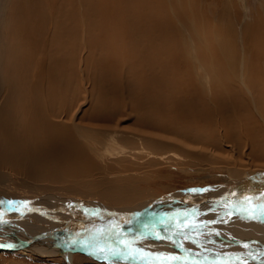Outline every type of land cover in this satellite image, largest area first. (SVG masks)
Here are the masks:
<instances>
[{
  "label": "bare ground",
  "instance_id": "1",
  "mask_svg": "<svg viewBox=\"0 0 264 264\" xmlns=\"http://www.w3.org/2000/svg\"><path fill=\"white\" fill-rule=\"evenodd\" d=\"M118 1L15 0L12 10H7V0L0 1V188L13 173L53 183L67 177L75 180L83 177L89 182L79 185L83 189L94 188L100 183L109 184V181L122 186L123 181L115 179L125 172L120 163L128 161L134 156L133 152H137V159L143 160L148 167L154 166L155 160L162 157L173 160L175 166L186 164L190 168L200 161L218 167L235 164L229 171H226L228 167L222 170L227 173L226 185L233 194L241 192L245 196L233 198L240 199L239 204L225 200L218 207L180 208L175 211L179 225H169L167 221L164 225L158 223L162 217H168L172 206L160 209L154 202L147 207L153 200L158 201L151 196L147 197L151 200L143 199L142 195L135 196L142 203L124 209L103 205L100 209L91 204L89 198L65 197L60 193L40 197L42 201L35 203L4 200L0 201V218L6 223H0V244L13 247L0 248V252L21 249L24 251L20 252L22 257H30L29 254L40 259L62 257L68 264L78 252L108 264H172L160 252L166 248L182 255L185 259L182 264H264V200L250 194L249 188L236 189L252 178L264 177V152H256L253 141L259 137L264 146V78L247 66L250 65L246 60L249 49L243 50L244 58L237 67L236 56L226 37L221 38L220 30L213 28L209 21L207 24L204 21L206 28H203L200 14H196L191 5L193 12L186 9L185 0H181L182 11L174 8L172 0H149L152 5H147L152 6V11L147 14V6L142 5L147 14L140 12L144 14L142 17L131 14L129 6L122 7L124 3L119 1L117 4ZM170 4L172 8L168 6ZM171 12L175 13L174 19L185 18L188 30L199 39L192 43L182 29L183 53H174V59L179 63L183 56L188 59L184 74L179 64L170 65L167 61V57H172L165 41V35L172 29ZM257 14L254 21L245 26L248 31L244 30V33H259L260 44L255 53L263 56V5ZM201 33L203 37L213 38L216 46L222 42L220 55L222 49H228V53L223 52L229 55L226 57L231 56L228 73L226 67L210 64L205 59L210 45L207 44L209 50L206 45H201L207 39L202 38ZM14 35L20 40L16 43L12 39L9 45L10 37ZM122 36H126L125 40ZM84 48L88 51L86 54L82 53ZM216 52L215 48V55ZM90 66L97 68L93 76L84 70ZM169 70L177 72L179 79L172 80L161 93L163 80H160ZM129 74L132 83L127 87L125 77ZM140 80L146 83L145 87L142 83V90L137 92L144 96L145 107L135 104L140 98L134 99L137 93L133 94L130 88L138 86ZM176 82L178 87L174 86ZM127 88L140 112L135 118L138 128L122 127L125 121L120 122V112L116 106L114 108L115 98L120 97L123 105L119 110L124 113L127 110L123 102ZM181 91L189 97H183ZM229 102L230 106L235 104L234 107H229ZM80 104L90 107L80 113ZM215 113L216 122L221 124L220 130L214 129ZM87 117H91L92 122L104 120L116 122V125L95 126L85 123ZM133 118L127 116V122L131 123ZM240 140H243L240 145L245 142L251 147L249 152L245 151L243 160L253 153V148L257 155L254 161H243L244 167L250 169V175L246 173L247 168H239L242 160L232 161L226 155L228 151L224 145ZM228 157L230 159H225ZM238 157L241 158L240 153ZM91 175L99 178L90 180ZM110 196L126 201L125 196L117 193ZM93 212L94 216L91 215ZM138 214V220L129 225L128 220ZM202 223H207V227L196 231L194 226ZM118 227L121 230H117ZM159 228L180 240L178 246L173 243L155 246L154 238L147 239L143 235L151 232L155 236ZM92 238L97 241V247L81 246L82 242ZM118 239L123 243H118ZM72 240H77V244H72ZM193 240L197 245L189 246ZM146 243L152 246L142 250ZM114 250L127 251L135 259L113 256Z\"/></svg>",
  "mask_w": 264,
  "mask_h": 264
},
{
  "label": "rangeland",
  "instance_id": "2",
  "mask_svg": "<svg viewBox=\"0 0 264 264\" xmlns=\"http://www.w3.org/2000/svg\"><path fill=\"white\" fill-rule=\"evenodd\" d=\"M0 1H2V0H0ZM26 1H28V0H26ZM119 1L121 2V4L124 3L123 5H121L122 7H125L128 5L129 6V8H128L129 12L133 15H137V14L139 15L140 14V16L141 15L143 16L144 14L147 15L150 10L152 11V9H151L152 6H150L152 4L150 3L149 0H130V2H129V0H127V2L125 0H119ZM119 1L117 4H119ZM168 1H171V0H168ZM185 1H186V9L188 8V10L190 11L191 8H194L195 9L194 12L198 15L200 14V16H198V15L197 16L201 19V22H202L201 26L203 28H206L204 21H206V24H207V21H209V23H211L213 25V28H217L218 30H220V34H222V35H220L221 38L225 39V37H226L228 44L232 48L231 50H232L234 56H236V58H234V57L233 58L235 59L234 61L237 65V67L240 66V64L242 62V58H244L242 56L244 55L246 48H248L249 53L247 51L246 60L248 63H250V65H247V66H250L251 68H253L255 71H257L258 74L261 75L262 78H264V53H263V56L261 54L257 55L255 53V49L260 44L259 33L256 31H250L249 33L247 32V35L244 33V30L248 31L245 26L247 24L248 25L251 24L254 21L255 16L258 15L257 13L260 10L261 5L264 6V0H244V1L243 0H234L235 3L232 2V0H230V3H229V0H228L229 4L227 3L226 0H221L219 2L216 0H185ZM223 1H225L224 3H227L226 4L227 6L224 3H222ZM172 3L174 4V8L177 7L181 11L184 9L181 0L180 1L172 0ZM188 3H191V4H188ZM192 3H193V5H192ZM219 3H220V5H219ZM231 3H233V4H231ZM14 4H15V0H7V2H6L7 8H8L7 10H12ZM147 4H150V5H147ZM142 5L147 6V10H146V7H144ZM228 5L229 6L233 5V7L235 9L233 7H229ZM96 6L97 5H95V7ZM168 6L170 8H172L173 5L170 4ZM239 6H240V8H239ZM142 7L145 9L142 10ZM241 7H242V9H241ZM145 10L147 11V14H146ZM236 10H237V12H236ZM239 10L241 11V14L238 13V12H240ZM142 11L144 14H141ZM191 11H192V9H191ZM170 16L172 19H169V20L170 21L173 20V22L171 23L172 29L170 31L171 33L168 31L167 32L168 35L167 34L165 35V41H166L167 51L170 55L172 54L171 55L172 57H167V61L169 62L170 65H172V63H174V64L177 63V64L181 65V66L178 65V67L180 68L181 73L184 74L185 70H183V69H185V66L188 64L187 63L188 59H186V57L183 56L181 58L180 63L178 61L176 62V60L174 59L175 58L174 53H176V52L183 53V43L181 42V37H180L181 33H182V29H184V31L188 34V35H186V38H190L192 43H194L195 41H198L199 39H197V37L188 30V27H187L188 22L185 23V20H184L185 18L181 19L179 17V18L174 19L173 16H175V13H172V12H171ZM37 18H39V17H37ZM28 20H30V19L28 18ZM12 27L14 28V25H12ZM201 37L208 39V40L207 39H204V40L201 39L205 42V44H201V45L202 46L206 45L207 48L210 45L209 48H210V50L212 49L210 51L208 48L210 53L206 52V53H208V56H206L208 59L206 57H205V59L208 60V62H210V64L212 62L213 64L215 63V64H218L219 66L221 65V66L226 67L224 69L228 73L227 67L231 66V64L228 63L229 60H231V56L228 58L226 56H229V55L225 54L226 52L228 53V49H225L226 51H224V49H222V55H220L221 53L219 51H221V48L223 47L222 42H219L220 44L218 43L219 45L217 44V46H218L217 47L216 43L213 42V38L211 40L210 37L207 35L205 37H203V33H201ZM95 38L97 41H99V39H97L96 36H95ZM125 38H126V36L125 37L122 36L123 40H125ZM12 39H14V42L18 43L20 40V37H19V40H18L17 35L10 37V44L9 45H11ZM207 44H208V46H207ZM173 46H175V47H173ZM188 46H190V45H188ZM215 48L217 51L216 53L218 54V55L217 54L216 55L218 57H216V55L214 54ZM217 48H218V50H217ZM263 48H264V46H263ZM243 50H245V51H243ZM87 52H88L87 49L84 48L82 53L86 54ZM211 52H213V54H211ZM223 52H225V53L223 54ZM44 53H45V51H44ZM212 55H213V57H212ZM211 57H212V60H211ZM221 58L226 60V61L223 62V60ZM219 59L221 61H218ZM206 60H205V63L207 62ZM190 62H191V60H190ZM227 64H229V65L227 66ZM86 69L90 72V76H93V74L97 72V68L92 67V66H90L88 68L84 67V70H86ZM171 70H169L170 72H168L167 75L164 76V78H162L160 80V82H162V80H163V82H162L163 84L160 83L161 93L165 92L164 91L165 88L170 86V82L172 80L175 81V79H179V75L177 74V72L174 73L175 71H171ZM129 71H131V68H129L127 72L129 73ZM231 73H233V72H231ZM236 75H237V73L235 74V76ZM27 77L29 78V76H27ZM125 79H126L125 83H127L125 85L127 87H129V85L131 86V84H130V83H132L131 82L132 81L131 74H129L128 77H125ZM182 79H184V76L182 77ZM138 82H139V85H138V83H136V85H138V86L130 87L131 89H133V92H132L133 94H135L134 92L137 93V92L142 90V83H144L143 87L146 86V83L144 80L143 81L140 80ZM167 84H169V85H167ZM175 85L178 87L177 82L174 83V86ZM121 87H122V85H121ZM114 89H116V91H119V89H117L116 87H114ZM128 89L129 88H127L126 92H125V98L128 99L127 103L125 101L126 100L125 98L123 100L124 105H126V108L128 111L125 110V113H124V111L119 110L123 105V103L121 102L122 101L121 99H123V98H120V97L115 98V100H117L118 102L114 101V103L116 102L114 104V108L116 106V110H118L120 112L119 113L116 111L117 114L119 113L118 119L120 120V122L125 121V123L122 124V127L138 128L137 126H135V120H137L135 118H137V116L140 114V112H138L136 105H140L142 107L143 106L145 107L146 100L144 99L143 95L140 96V93H137V94H135L136 97L134 99H136V100H137V98L138 99L140 98V99H139V103H138V101H136L138 104L135 102V104H136L135 105L134 101L132 100L131 95H130L131 92ZM178 93L179 92H177L176 94H178ZM181 94L183 95V97L184 96L189 97V95L185 94L183 91H181ZM182 95H180V96L176 95L175 97L179 98ZM178 98H176V99H178ZM224 101H222L223 104H224ZM242 101L244 103V100H242ZM245 102L247 103V101H245ZM246 103H244V104H246ZM81 104H80V107L78 109V112H80V111L85 112L90 107L89 104L88 105L87 104L81 105ZM118 104H119V106H117ZM128 104H129V106L127 107ZM132 104L135 106L131 107L130 105H132ZM228 104H229V107H234V105H235V104L234 105L232 104L233 106H230L231 105L230 102ZM81 108H82V110H81ZM210 109L213 111L212 106H210ZM96 110H98V108L93 109L94 112ZM219 115H220V113H219ZM127 116H129L131 118L134 117L130 121L131 123L127 122V119H126ZM122 117H124V119ZM216 118H217V115L215 113V118L213 121V122H215L214 123L215 124L214 129L220 130L221 128H218V127L221 124L218 125V123L215 120ZM87 119L88 120H86V122L85 121H83V122L88 123V124H93L95 126L105 125V126H110V127L113 126L114 127L116 125V122L111 123V122L104 121L102 119H100L102 121H98V122L97 121L92 122V120H90L91 117H87ZM223 141H225V139H223ZM242 141L243 140H240L239 142L236 141L237 143L234 142L237 144V146L234 143H229V144L224 145L225 149L228 152L229 151L231 152V153L227 152V154H226L231 159L229 157L225 158V159H230L232 161H237V162H238V160L239 161L242 160V162L244 161L245 163H246V161L249 162L250 160L254 161L256 159L257 155H256L254 148H253V153H251L250 156H248V158L243 160L242 156H244V154L249 152L251 147H249L250 146L249 144H245V142H243L242 145H240L241 144L240 142H242ZM253 141H254L255 146L257 148V149L255 148L256 152L263 153L264 152V146L261 142V139L259 137H256L255 139H253ZM244 145H245V147H243ZM247 145H248V147H247ZM229 147H232V148H229ZM237 147H239V148L237 149ZM241 150L243 152H241ZM245 151H246V153H245ZM133 153H134L133 154L134 156H132L128 161L120 163V165L122 164L121 168L125 171L124 174L122 175V177L116 176V178H115V179H120L123 181L122 186H117V182L116 183L112 182V184H110L111 182L109 181L110 185L107 183H100V184H96L95 185L96 187H94V188L87 187V189H83L82 186H79V185H82V184L84 185V183H89L88 180L87 179L84 180L83 177L79 178L77 180H75L71 177H70V179H67L68 178L67 177L66 179L59 180V182L57 181L56 183H53L54 181H47L46 179L38 181L34 178L29 179L25 175L13 173L11 175L9 181H7V183L3 184L0 188V201H4V200H8V201L11 200V202L12 201H29V202L35 203L37 201H42L40 197L47 196V195H55V194L60 193L61 196H65V197L68 196V197H78V198L79 197L80 198H82V197L89 198L91 200L90 203L91 204L93 203L94 206L103 205L102 207H112V208H123L124 209L126 207H133L136 205H140L142 203L140 201L139 197L137 198L135 196H141L142 195L143 199H150L147 197L151 196L152 199H156L158 201L153 200L147 207L152 206L154 202H156L157 207L160 209H168L169 207H166L167 205L172 206V209H170L171 211L169 212L168 219L166 221L169 225H179L176 221V219L178 217H177L175 211H178L180 208H183L186 206H194V207H198V208H203L206 206L218 207L219 205H222V203L225 200H230L234 204H239L240 199L233 200V198L235 196H237V197L245 196L241 192H239L237 194H233L232 192H230V191H232L231 188H229L226 185L227 184V180H226L227 173H224L225 171L222 172V170L226 169L228 167L226 169V171H229L231 168H235V164L232 165L233 167L232 166H227V167L225 166L224 167V165H223L222 167H224V168H222L220 166L218 167L216 165L217 166V168H216L215 165L210 166L208 163H205V161L204 162L200 161L201 163L198 162L199 163L198 165L190 168L186 164L183 167L178 166V165L175 166L176 163L173 160H171L170 158L165 159L164 157H162V158H158L157 159L158 161L155 160L156 164L154 166L148 167V166H146V163L143 162V160L139 161L137 159V156H136V155H138L137 152H133ZM232 153H235L236 155H234ZM239 153L241 154V158L238 157ZM247 159H250V160H247ZM263 160H264V158H263ZM118 161H119V159H118ZM159 161H161V162H159ZM172 161L174 162V164L172 163ZM130 162L132 165L130 164ZM138 162H141V163H138ZM167 162H169L170 165ZM242 162L240 164H238V165H241V166H239V168H241V170L247 168L246 173L249 174L250 169L247 166L244 167L245 164H244V162L243 163ZM123 163H125V164H123ZM134 163H135V165H134ZM261 165L263 166V164H261ZM202 166H203V168H202ZM135 167L137 169H135ZM149 171L150 172L152 171V173H150ZM126 172L127 173L130 172V173L127 174ZM253 175L254 174H252L251 176H253ZM91 177H90V180H92L95 177L99 178V176H97V175H95V176L91 175ZM252 179H254V180L252 181ZM252 179L250 181H247L246 184L243 185V187L236 188V189H240V191H244V188L245 189L249 188L250 194L259 195L258 197L261 200H264V177L259 176L257 178H252ZM5 181H6V179H5ZM74 181H77L80 184L75 183ZM134 188H135V190H134ZM113 190H115V191H113ZM120 191H122V192H120ZM101 193H103V194L105 193L106 195L105 194L102 195ZM111 193H117L122 197L125 196L126 201L124 200L121 202L120 199L112 198L110 196ZM133 196H134V198H132ZM212 198H214V199H212ZM102 200H104V201H102ZM110 204H114L115 206H111ZM102 207L100 206V209ZM171 213H173V214H171ZM167 223H165V224H167ZM189 228H185V230H188ZM117 230H121L120 227H118ZM166 232L167 231H164L163 229L159 228L156 231V234L165 235V236L173 238L175 241H180V240H176L171 234L166 233ZM147 239H150V237H148ZM154 240H155V246L172 243L170 240H162V239H158V238H154ZM149 245H151V244L146 243V244L142 245V250L143 249L147 250ZM194 245H197V244L196 243L195 244L190 243L189 246H194ZM12 250H13V252H12ZM19 250L18 249H16V250L10 249L8 252L1 251L0 252V264H68L62 257L57 258L56 260L55 259L51 260L48 258L41 259V260H43V262L40 261V258H36L30 254L28 255L30 257H22V255H20V252L24 253V251L21 249H19ZM160 252H162L163 255H166L167 257H172V256L177 257V259H175V260H170L173 262L172 264H182V262H184V260H185L184 257H182V255L175 253L176 250L162 248V250ZM74 256L75 257H74L72 263H70V264H108V263H105L103 261H98L93 256H91V255L88 256L87 254H83L82 252H78Z\"/></svg>",
  "mask_w": 264,
  "mask_h": 264
},
{
  "label": "snow or ice",
  "instance_id": "3",
  "mask_svg": "<svg viewBox=\"0 0 264 264\" xmlns=\"http://www.w3.org/2000/svg\"><path fill=\"white\" fill-rule=\"evenodd\" d=\"M91 215L94 216V215H95V212L91 213ZM228 215L231 216L232 213L229 212ZM138 218H139V214H138L137 216L131 217V218L128 220L129 225H131V223H132L133 221L138 220ZM167 219H168V217H162V218L158 221V223H160L161 225H164ZM219 222H221V221H217V223H219ZM0 223H6V221H4L2 218H0ZM144 227L147 228L146 225H145ZM205 227H207V223H202V224L199 225L198 227H197V226H194L195 230L198 231V232H199L201 229L205 228ZM166 230H167V229H166ZM143 235H146L147 237H150V238H158V239H162V240H170V241L173 243L174 246H178V242H177V241H175L173 238L168 237V236H165V235L156 234L155 236H153L151 232H146V233H144ZM216 235L219 236V232H217ZM185 238H187V237H185ZM77 242H78L77 240H72V241H71L72 244H77ZM117 242H118V243H123V241H122V240H119V239L117 240ZM192 242H193L194 244L196 243L195 240H193ZM81 246H82V247H97V241L95 240V238H92V239H89V240H85L84 242L81 243ZM243 246H244V247H248L247 244H244ZM4 247H13V245L0 244V248H4ZM125 248H127V245H125ZM99 251L102 252V251H104V249H103V248H99ZM112 255H113V256H118V257H120L121 259H125V258L135 259V257H134V256H130L129 253H127V251H115V250H114V251L112 252ZM165 259L170 261V260H175V259H177V257L172 256V257H166Z\"/></svg>",
  "mask_w": 264,
  "mask_h": 264
},
{
  "label": "crops",
  "instance_id": "4",
  "mask_svg": "<svg viewBox=\"0 0 264 264\" xmlns=\"http://www.w3.org/2000/svg\"><path fill=\"white\" fill-rule=\"evenodd\" d=\"M41 260V259H40Z\"/></svg>",
  "mask_w": 264,
  "mask_h": 264
}]
</instances>
